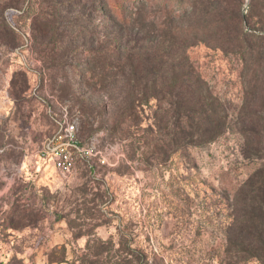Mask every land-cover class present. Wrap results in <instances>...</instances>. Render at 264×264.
I'll return each mask as SVG.
<instances>
[{
    "label": "rangeland",
    "instance_id": "rangeland-1",
    "mask_svg": "<svg viewBox=\"0 0 264 264\" xmlns=\"http://www.w3.org/2000/svg\"><path fill=\"white\" fill-rule=\"evenodd\" d=\"M108 2L0 0V264H259L236 263L228 224L233 189L264 176V156L245 158L233 129L172 157L164 129L162 152L141 146L149 120L123 112L136 93L115 35L124 28L147 50L168 35L167 8L127 5L134 19L121 27ZM189 51L215 94L239 106L234 61L202 44ZM63 106L79 116L81 142L96 141L69 174L40 157Z\"/></svg>",
    "mask_w": 264,
    "mask_h": 264
},
{
    "label": "trees",
    "instance_id": "trees-1",
    "mask_svg": "<svg viewBox=\"0 0 264 264\" xmlns=\"http://www.w3.org/2000/svg\"><path fill=\"white\" fill-rule=\"evenodd\" d=\"M158 1L167 8L170 22L166 39L160 43L149 40L151 47L145 50L137 45L136 37L125 38L126 33L121 32L124 28L115 35L116 44L119 46L122 40L126 53L124 65L119 66L121 73L128 80L127 86L132 85L136 93L130 107L123 112L128 117L144 116L149 120L142 130L144 144L141 146L148 147L151 142L152 148L162 152L160 142L164 129V150L172 157L179 149L191 151L213 143L233 129L243 141L241 151L245 158H263L264 0H250L246 13L243 11L245 0ZM143 2L154 0H109L113 12L109 21L116 19L121 27L127 26L134 19L127 5L133 11L136 8L138 13V6ZM199 44L220 51L239 68L242 100L239 106L232 103L231 106L216 95L191 61L189 50ZM136 126L142 127L140 121ZM125 127L131 125L125 124ZM261 172L257 170L233 189L235 205L228 230L241 254L236 263L256 260L264 264V176Z\"/></svg>",
    "mask_w": 264,
    "mask_h": 264
},
{
    "label": "built area",
    "instance_id": "built-area-1",
    "mask_svg": "<svg viewBox=\"0 0 264 264\" xmlns=\"http://www.w3.org/2000/svg\"><path fill=\"white\" fill-rule=\"evenodd\" d=\"M60 112L57 117V113L51 111L57 130L44 141L40 157L52 160L58 171L69 174L74 171L79 161L91 157L96 141L90 145L83 144L79 137V116H71L65 106Z\"/></svg>",
    "mask_w": 264,
    "mask_h": 264
}]
</instances>
